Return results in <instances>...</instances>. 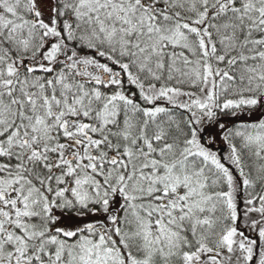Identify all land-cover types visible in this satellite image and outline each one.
<instances>
[{
  "label": "snow or ice",
  "instance_id": "snow-or-ice-1",
  "mask_svg": "<svg viewBox=\"0 0 264 264\" xmlns=\"http://www.w3.org/2000/svg\"><path fill=\"white\" fill-rule=\"evenodd\" d=\"M0 264H264V0H0Z\"/></svg>",
  "mask_w": 264,
  "mask_h": 264
}]
</instances>
